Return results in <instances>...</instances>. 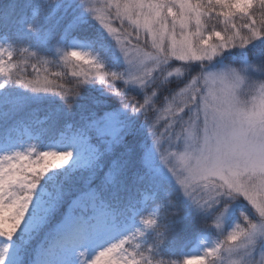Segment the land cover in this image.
Here are the masks:
<instances>
[{"label":"snow or ice","instance_id":"6c2138e0","mask_svg":"<svg viewBox=\"0 0 264 264\" xmlns=\"http://www.w3.org/2000/svg\"><path fill=\"white\" fill-rule=\"evenodd\" d=\"M77 6L111 37L113 46L119 49L128 67L112 70L91 50L65 47V39L83 23V17L76 16L64 29L52 31L49 37L65 71L42 74V70L47 73V66L55 61L23 46L19 51L26 54L25 60L22 64H13L18 44L0 45V88L11 81L33 92L52 93L71 109L83 86L99 81L108 86L109 92L127 101L126 109L144 114V126L151 134L154 151L159 153L163 166L178 186L176 195L186 199L198 212L207 215L211 210V225L221 228L223 217L234 201L242 199L249 205L246 215H240L244 223H235L223 240L206 247L203 254L184 255L182 260H165L158 252L170 237L176 235V220L169 212V206L175 201L167 190L166 201L156 200L158 186L152 193L153 210L147 217L140 216L142 226L100 248L85 264H224L222 253L225 252L232 264L230 243L248 231L249 224L264 218V123H261V112L259 108L255 112L248 110L245 123L238 122L232 114L238 90L246 85L255 87L264 79V45L248 49L253 42L264 41V0H78ZM67 7L70 5L65 0H38L34 3L32 21L26 28L37 31L58 10ZM113 19L120 20L121 29L112 26ZM133 36L135 44L130 39ZM149 48L150 51L145 50ZM233 49L247 51L238 62H225L226 54ZM130 52L135 55L130 56ZM177 62L179 66L174 67ZM29 63L35 73L31 76L25 74ZM84 65H90V68L85 70ZM13 68L17 71L13 72ZM69 74L74 79L67 85L57 82ZM172 77H185L181 81L185 86L173 91L171 99L164 98L166 107L157 108V103H164L157 90L163 89ZM189 77L190 82H187ZM120 81L144 89L143 102L129 98L125 90L118 88ZM210 98L215 102H210ZM149 112L166 114L163 133L156 127L160 116L156 121H150ZM176 126L179 131L174 130ZM162 137L166 138L168 149L163 148ZM72 156L71 148L39 151L34 146L0 156V230H3L0 238H4L0 241L3 245L0 247V264H5L9 242L29 213L30 206L27 235H38L69 199L65 181L55 179V173L49 178L51 183L46 191L41 180L50 170L67 165ZM38 186L40 192L37 195ZM98 204L111 207L95 190L76 195L71 199L65 227L89 223L96 215ZM112 213L115 220L118 213L114 209ZM80 232L86 239L88 229L81 227ZM257 236L264 237V226L253 232L250 242L254 244ZM247 255L251 264H257L255 247L249 249ZM260 256L264 257V241Z\"/></svg>","mask_w":264,"mask_h":264},{"label":"trees","instance_id":"16d2710c","mask_svg":"<svg viewBox=\"0 0 264 264\" xmlns=\"http://www.w3.org/2000/svg\"><path fill=\"white\" fill-rule=\"evenodd\" d=\"M35 2L38 0H0V36L8 38L13 44H18L12 58L13 64H22L25 60L26 54L19 51V47L23 46L55 61L54 64L47 66V73L42 70V74L65 71L63 63L58 60L59 54L49 42L50 33L64 29L71 18L82 16V25L65 39L64 46L91 50L112 70L127 68L121 59L119 49L113 46L114 42L110 36L94 18L77 6L78 0H65L70 7L58 10L50 21L38 27L37 31L28 30L26 25L34 16ZM261 45H264V41L248 49ZM246 51L242 50L235 55L228 54L226 61L238 62ZM84 66L90 68V65ZM12 71L16 72L17 69L13 68ZM25 74L29 76L35 74L30 63ZM49 78L57 79L52 76ZM73 79L69 74L63 79H57V82L67 85L68 81ZM184 80L185 77H172L163 89H158L157 95L164 103H157L156 107H166L167 101L164 98L169 99L174 90L185 86L181 83ZM117 83V87L125 90L129 98L135 97L137 101L143 102L144 89L138 85H125L122 81ZM107 87L99 81L84 85L81 94L69 109L59 96L33 92L9 81L0 88V138L3 142L7 138L14 139L17 125L24 124L32 130L33 135L40 136L39 140H34L39 144L54 141L61 134L69 133L79 134L99 148L101 156L98 161L88 162L86 165H82L80 161L75 164L68 163L62 168L50 170L41 180V186L47 190L51 183L49 178L55 173V179L65 181L70 193L69 198L94 187L109 205H118L126 209L133 203H139L145 208L144 215L147 217L153 210V190L159 186L160 190L156 196L158 201H166L168 198L166 190L171 192L175 203L169 206V212L174 213L176 235L174 238L170 237L159 249V257L165 260H182L184 255L203 254L206 247L214 246L217 241L223 240L227 231L235 227V223L243 224L240 213L249 211V206L244 201H234L236 209L224 223V229L219 231L214 224L209 223L212 219L211 212L207 215L198 214L195 209H191L187 200L176 195L175 190L178 186L161 174L155 173L158 168L151 167L146 161L149 157H146L148 150H152L153 154L154 148L151 134L147 133L144 126V114L126 109L124 104L127 101H122L119 96L109 92ZM148 116L150 121H156V117L160 116L156 127L161 131L166 124V114L149 112ZM113 129L116 134L111 132ZM162 145L164 148V144ZM38 188L40 190V186ZM145 193L149 194L146 201ZM67 202L68 200L52 215L51 221L61 216V210L65 208ZM22 227L21 224L15 234L20 232ZM224 254L222 253V256Z\"/></svg>","mask_w":264,"mask_h":264},{"label":"rangeland","instance_id":"374dc122","mask_svg":"<svg viewBox=\"0 0 264 264\" xmlns=\"http://www.w3.org/2000/svg\"><path fill=\"white\" fill-rule=\"evenodd\" d=\"M103 2V0H101ZM115 11V8L112 9ZM127 22L125 21V26ZM112 26L116 29H121L120 20L113 19ZM130 31H135L134 29H129ZM111 38V37H110ZM132 43L135 44V36L130 38ZM144 35L141 36V43H143ZM261 41H255L252 45H256ZM11 43L8 38H1L0 45H4L7 47V44ZM249 45L248 47L252 46ZM146 51H150L149 49H145ZM242 51L241 49H233L230 50L228 54H236ZM15 53V52H14ZM121 55V54H120ZM135 53L130 52V56H134ZM5 59L7 57L5 56ZM121 59L124 62L125 66L128 67L127 63L124 61L123 56L121 55ZM219 59V58H218ZM228 62V61H225ZM195 65L196 62H193ZM179 66V62L174 65ZM84 69L88 68L84 66ZM195 74V73H194ZM183 78V77H181ZM171 79V78H169ZM187 82H190V77ZM131 86H135L130 84ZM184 87V86H183ZM174 91H179L176 89ZM171 99V96L170 98ZM185 119H187V115H185ZM164 128L159 132L163 133ZM19 138L15 143H11L9 146L2 145L0 147V156L9 155L17 151H26L30 147H36L39 151L49 150L50 148H56L58 150H66L71 148L73 150V156L69 160L68 163L72 164L76 161H83V164L87 162L88 159L94 158V160L100 157L99 150L88 143L87 140H84L80 135H64L54 140L53 142L48 141L43 143V145L38 146L36 144L33 145V139H31V131L28 126L21 125L19 128ZM175 131H179V127L176 126L174 128ZM114 134V129L111 131ZM35 138V137H34ZM162 137V144H164V149H168L169 145L166 141V138ZM42 143V142H41ZM178 150V149H171ZM148 150V154L146 157V161L151 167H157L155 173L161 174L164 178L171 180L173 184H175L174 180L170 177L167 169L163 166V161L160 160L159 155H157L154 151ZM173 163H176L173 160ZM90 190H95L96 188L91 187V189L87 190L85 193H88ZM39 191L37 189V195ZM145 195L148 196L147 193ZM149 197H146L148 199ZM36 200V195H34V202ZM186 200V199H185ZM244 200L240 199L237 202H243ZM247 205V201H244ZM71 204V203H70ZM69 204V205H70ZM65 209V212L62 214V217L55 222V224L51 223V219L49 220L46 227L38 234V235H27L29 229L26 227V224L29 223V215L31 213V206L29 209V213H26L24 221H22L23 228H21V232L18 235H14L12 240L9 242V247L7 252L5 253V264H85L86 260H90L92 256L102 247L107 246L110 243L117 241L125 235L132 233L136 228L141 227L140 216L144 214L145 208H142L138 204H133L127 210L121 208L120 206L113 207L111 205L110 208H106L104 205L98 204L96 208V215L91 218L89 223L85 225L80 224H70L65 227V221L67 219L68 214L70 213V208ZM191 206V205H189ZM249 206V205H248ZM116 210L118 216L116 219H113L112 210ZM191 209H194L191 206ZM236 209V204L233 202L228 211L225 213L223 217V222L221 224L220 231L224 229V223L231 216L232 212ZM195 212H198L195 209ZM211 210H209V213ZM203 213L199 212L198 214ZM81 227H85L88 229L87 238L84 239L81 236L80 229ZM4 238H0L2 241ZM0 247H3L0 244ZM33 249L32 254L30 251ZM224 264H230L228 260V254L225 252L224 254ZM231 259H235L232 257ZM256 259L259 260V252H257Z\"/></svg>","mask_w":264,"mask_h":264},{"label":"clouds","instance_id":"9594fccd","mask_svg":"<svg viewBox=\"0 0 264 264\" xmlns=\"http://www.w3.org/2000/svg\"><path fill=\"white\" fill-rule=\"evenodd\" d=\"M232 67L236 66L232 65ZM210 102L214 103L215 101H212L210 98ZM258 108L261 112V123H264V79L259 80L255 87L246 85L238 90L232 107V114L238 122L245 123L247 111L251 110L255 112ZM166 195L168 194L166 193ZM241 214L246 215L243 211ZM261 226H264V218H261L258 223L249 224V230L230 243L231 252L233 253V257H235V259H232V264H251L247 253L252 247L257 249L260 256V246L262 241H264V237L257 236L254 244L250 241L253 240V232ZM0 234H3V230H0ZM257 264H264V257L260 256Z\"/></svg>","mask_w":264,"mask_h":264}]
</instances>
